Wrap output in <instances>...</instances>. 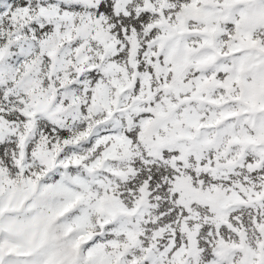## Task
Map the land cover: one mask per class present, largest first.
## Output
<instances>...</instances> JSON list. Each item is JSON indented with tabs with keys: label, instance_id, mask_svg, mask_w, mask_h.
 I'll return each mask as SVG.
<instances>
[{
	"label": "snow or ice",
	"instance_id": "6c2138e0",
	"mask_svg": "<svg viewBox=\"0 0 264 264\" xmlns=\"http://www.w3.org/2000/svg\"><path fill=\"white\" fill-rule=\"evenodd\" d=\"M0 264H264V0H0Z\"/></svg>",
	"mask_w": 264,
	"mask_h": 264
}]
</instances>
